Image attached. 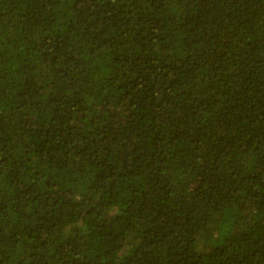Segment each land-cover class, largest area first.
<instances>
[{
	"label": "trees",
	"instance_id": "obj_1",
	"mask_svg": "<svg viewBox=\"0 0 264 264\" xmlns=\"http://www.w3.org/2000/svg\"><path fill=\"white\" fill-rule=\"evenodd\" d=\"M0 264H264V0H0Z\"/></svg>",
	"mask_w": 264,
	"mask_h": 264
}]
</instances>
